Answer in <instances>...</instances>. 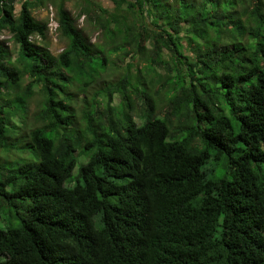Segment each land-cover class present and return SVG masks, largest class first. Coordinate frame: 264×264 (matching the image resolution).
<instances>
[{
	"label": "trees",
	"instance_id": "16d2710c",
	"mask_svg": "<svg viewBox=\"0 0 264 264\" xmlns=\"http://www.w3.org/2000/svg\"><path fill=\"white\" fill-rule=\"evenodd\" d=\"M17 1L0 0L18 45L0 40V264H264V0L88 1L106 45L147 62L101 88L108 56L66 0L58 55Z\"/></svg>",
	"mask_w": 264,
	"mask_h": 264
},
{
	"label": "rangeland",
	"instance_id": "374dc122",
	"mask_svg": "<svg viewBox=\"0 0 264 264\" xmlns=\"http://www.w3.org/2000/svg\"><path fill=\"white\" fill-rule=\"evenodd\" d=\"M24 0H18L15 8V15L18 16L19 11L21 9L22 2ZM55 1V3H53ZM92 2L93 7H104L109 11L116 10L115 4L110 0H66V8L72 13V15L77 18V23L80 28L83 29L85 35L88 37L89 41L92 42L97 48L96 49H105V54L108 56V66L107 70L102 73V78L99 82V88H101V84L108 85L109 83L115 82L119 78H121L124 74L129 76H136L138 74V70L144 68V65L147 63L142 56L134 57L133 53H128L126 50H121L117 48L118 45L109 44L106 45L108 39L106 35L101 30V27L86 17V15H80V12L83 9V6L87 4V2ZM34 4L36 0H33ZM60 0H47L45 3H37L36 5H31V10L34 17L41 22H46L48 24V33L47 38H34L37 45L40 47L48 48L53 54L58 55L62 52V50L66 47V40L62 38L59 34L58 28H56L58 24L57 18V5ZM94 10V9H93ZM80 15V16H79ZM128 20H133L132 18H128ZM131 22V21H130ZM149 24H153V18L147 17V21ZM0 40L4 43L8 49H11L13 52V57H17L18 55V45H16L11 39V33L8 30L3 31L0 34ZM167 58L169 56L166 55ZM25 80V79H24ZM27 81L23 82L25 85ZM119 95L115 96V104L119 103ZM24 156V159L28 161H38L32 151H21L18 148H15L11 153V159L9 157L11 164L13 166H17L22 162L23 159L20 158L21 153ZM12 160V161H11ZM2 220L0 218V225Z\"/></svg>",
	"mask_w": 264,
	"mask_h": 264
},
{
	"label": "clouds",
	"instance_id": "9594fccd",
	"mask_svg": "<svg viewBox=\"0 0 264 264\" xmlns=\"http://www.w3.org/2000/svg\"><path fill=\"white\" fill-rule=\"evenodd\" d=\"M58 22V21H57ZM59 26H58V24H57V26H56V28H58Z\"/></svg>",
	"mask_w": 264,
	"mask_h": 264
}]
</instances>
